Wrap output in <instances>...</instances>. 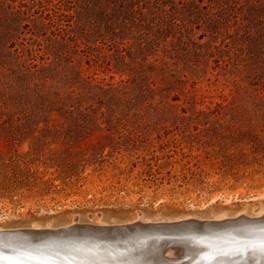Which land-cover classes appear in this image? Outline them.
<instances>
[{"label": "rangeland", "instance_id": "rangeland-1", "mask_svg": "<svg viewBox=\"0 0 264 264\" xmlns=\"http://www.w3.org/2000/svg\"><path fill=\"white\" fill-rule=\"evenodd\" d=\"M261 194L264 0H0V228Z\"/></svg>", "mask_w": 264, "mask_h": 264}, {"label": "water", "instance_id": "water-1", "mask_svg": "<svg viewBox=\"0 0 264 264\" xmlns=\"http://www.w3.org/2000/svg\"><path fill=\"white\" fill-rule=\"evenodd\" d=\"M264 216L75 222L60 227L0 229V264H225L249 247L264 262ZM232 257V256H231Z\"/></svg>", "mask_w": 264, "mask_h": 264}, {"label": "bare ground", "instance_id": "bare-ground-1", "mask_svg": "<svg viewBox=\"0 0 264 264\" xmlns=\"http://www.w3.org/2000/svg\"><path fill=\"white\" fill-rule=\"evenodd\" d=\"M257 197H264V194H261V195H258ZM218 196L217 197H213V198H211V201L209 202V203H212V202H215V201H217L218 200ZM233 198H231V197H227V198H225V201H230V200H232ZM204 206V205H203ZM253 210V215H248V213H247V211L245 210V209H243V210H241V211H239V212H237L234 216L235 217H237V216H251V217H253V218H255V217H261V216H264V208H262V206L260 205V203H258V202H255V208H253L252 209ZM232 215V214H231ZM194 216V215H193ZM227 215H226V213L224 214H218V215H215L214 217H213V219H215V220H217V219H222V218H224V217H226ZM233 216V215H232ZM196 217V216H195ZM185 218H190V216H188V217H185ZM226 218H228V217H226ZM230 218V217H229ZM141 219V217L139 216L138 218H137V220H140ZM201 219H202V216H201ZM142 220H144V219H142ZM165 220V219H164ZM176 220H179L178 218H176ZM148 221H150L149 219H146V220H144V222H148ZM166 221V220H165ZM170 221H171V219H170ZM77 222V221H76ZM94 222H95V220H94ZM131 222V221H130ZM71 223H72V221H71ZM73 223H74V221H73ZM97 223H103L102 221H97ZM104 223H106V222H104ZM119 223V222H118ZM121 223V222H120ZM50 224V223H49ZM46 225L45 227H51L50 225ZM109 224V223H108ZM114 224V223H113ZM42 225V224H41ZM66 225H70V224H66ZM31 226V225H30ZM30 226H28V227H30ZM60 226V225H59ZM62 226V225H61ZM16 227V226H15ZM21 227V226H20ZM24 227H27V226H24ZM32 227H42V226H40V224H32ZM53 227V226H52ZM7 228V227H6ZM19 228V227H18ZM1 229V228H0ZM257 248H259V247H249V249H242L240 252H237V253H232V254H229V255H227L228 257V259H223V262H225V264H247V262H249L248 260H249V255H250V253H254V252H256L257 251ZM232 256V257H231ZM264 260V259H263ZM253 264H261V263H258V262H255V263H253ZM262 264H264V262L262 263Z\"/></svg>", "mask_w": 264, "mask_h": 264}, {"label": "trees", "instance_id": "trees-1", "mask_svg": "<svg viewBox=\"0 0 264 264\" xmlns=\"http://www.w3.org/2000/svg\"><path fill=\"white\" fill-rule=\"evenodd\" d=\"M240 158H242V157H240ZM240 158H236L234 161H232L230 164H232V166L234 165H239V164H244V163H241V162H238V159H240ZM254 162H252V164H253ZM246 164V163H245ZM249 165V164H248Z\"/></svg>", "mask_w": 264, "mask_h": 264}, {"label": "snow or ice", "instance_id": "snow-or-ice-1", "mask_svg": "<svg viewBox=\"0 0 264 264\" xmlns=\"http://www.w3.org/2000/svg\"><path fill=\"white\" fill-rule=\"evenodd\" d=\"M261 252L264 253V245L261 247Z\"/></svg>", "mask_w": 264, "mask_h": 264}]
</instances>
